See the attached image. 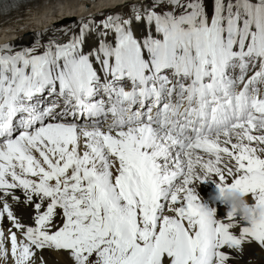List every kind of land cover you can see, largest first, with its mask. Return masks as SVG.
Segmentation results:
<instances>
[{"label":"snow or ice","instance_id":"6c2138e0","mask_svg":"<svg viewBox=\"0 0 264 264\" xmlns=\"http://www.w3.org/2000/svg\"><path fill=\"white\" fill-rule=\"evenodd\" d=\"M212 4L141 0L0 46V258L5 239L13 264L52 248L74 264H228L225 249L264 248V213L217 219L193 187L264 208V0Z\"/></svg>","mask_w":264,"mask_h":264},{"label":"bare ground","instance_id":"6f19581e","mask_svg":"<svg viewBox=\"0 0 264 264\" xmlns=\"http://www.w3.org/2000/svg\"><path fill=\"white\" fill-rule=\"evenodd\" d=\"M55 2L57 5H59V12L58 14L55 13V17H63L65 15H71L68 19H63L61 21L55 22L50 24L49 26L40 27L38 30H31V26L38 24V22H48V20H51L54 18L52 15H49V11L52 8V3H46L45 0H35L32 2H28L26 4H21L18 7L14 8L9 14L7 15H0V31L8 30L6 33H1L0 40L6 39L11 37L14 32H17L19 36L15 40H10L8 42H5L1 44L0 46H3L4 44L11 45L14 49H21L24 47H28L31 45V43H27L28 41H35L37 40L38 36L41 38V42L46 41L49 36H52L53 34L59 35L60 30L62 28L66 29L69 26L74 25L75 16H78L80 13H82L85 10H82V8L85 7L86 4L85 0H49L48 2ZM121 1V0H119ZM96 2H103L102 5H108L114 2V0H98ZM147 2H150V0H147ZM136 4H139L140 2H134ZM132 3L128 2L123 4H119L116 7L110 9L114 14H120L122 17L127 18L129 15L132 14L133 8ZM42 9V14H37V8ZM99 7V6H98ZM101 7V6H100ZM90 10V9H89ZM31 25V26H30ZM42 25V24H41ZM133 28L135 29V34L137 36H141L143 31V25H137L135 22L133 23ZM66 39V37H65ZM96 38L94 36H89L87 39V43L85 46L87 48L96 46ZM38 159H40L39 156H37L38 153H33ZM39 155V154H38ZM215 185V183L212 180H202V181H193V187L196 190V194L199 196V192L205 193L210 187ZM16 195L20 197V202L18 204L13 205V211L15 215L20 217L22 220L25 218H29L30 215L33 213V209L29 205H25L23 203V193L21 190H16ZM248 200L250 203H253L250 196H248ZM201 203H204L200 198ZM10 224L7 221L6 217L4 218L2 224H0V228L3 229L4 236L7 238L9 234ZM238 231V230H237ZM17 236L19 238V234L17 233ZM5 247L8 249L9 255L8 259L4 260L3 258H0V264H13V261L11 259L10 255V242L5 239L4 241ZM252 245V246H250ZM256 246V247H254ZM226 252H229L232 259L228 262V264H260V260L264 261V248L259 246L256 242L251 243H244L242 245L241 251L237 252L236 250H229L225 249ZM262 254V259L260 257H257L256 254ZM39 257H43L44 264H74V260L67 250H49L44 249L37 253V261H39Z\"/></svg>","mask_w":264,"mask_h":264},{"label":"clouds","instance_id":"9594fccd","mask_svg":"<svg viewBox=\"0 0 264 264\" xmlns=\"http://www.w3.org/2000/svg\"><path fill=\"white\" fill-rule=\"evenodd\" d=\"M217 199L225 206L227 212H232L244 222H250L254 217L259 218L264 213V208L250 203L248 195L239 188L225 187L223 192L217 189Z\"/></svg>","mask_w":264,"mask_h":264},{"label":"rangeland","instance_id":"374dc122","mask_svg":"<svg viewBox=\"0 0 264 264\" xmlns=\"http://www.w3.org/2000/svg\"><path fill=\"white\" fill-rule=\"evenodd\" d=\"M98 1V0H97ZM119 0H114V2L113 3H115V2H118ZM129 1H131V0H129ZM136 0H134V1H131L130 3H132V4H136V3H134ZM206 3H207V9H208V14L210 13V10H211V8H212V5L209 7V0H206ZM102 4H104L103 2H96L95 3V5H97V6H103ZM41 8V7H40ZM39 7L37 8V11H38V13L37 14H42L41 13V9H40ZM52 10H54V8L52 9ZM52 10H50V11H52ZM112 12V11H111ZM113 14V13H112ZM51 16V15H50ZM96 17H100V16H102V13H99V14H96L95 15ZM53 17H55V16H53ZM70 16L68 15V13H67V15H65V16H63V17H61V18H59V20H63V19H68ZM57 18V17H56ZM53 19H55V18H53ZM81 19H83V18H81V17H79V16H75V22H74V29L76 28V25H77V22H79V20H81ZM51 20H48V22H50ZM47 23V22H46ZM44 23H42V25H43ZM31 26V25H30ZM38 26H40V25H37V24H35V25H33V26H31L30 28H31V30H37V28H38ZM44 26H46V24L44 25ZM17 35V34H16ZM15 35V36H16ZM34 41V40H33ZM32 40L31 41H28L27 43L29 44V43H31V42H33ZM81 151H83V140L81 141ZM37 156H39L38 154H37ZM250 246H252V245H250ZM254 247H256V246H254ZM57 251V250H56ZM256 256L257 257H260L261 259H262V256H263V253L262 254H259V253H257L256 254ZM260 264H264V261H261L260 260Z\"/></svg>","mask_w":264,"mask_h":264}]
</instances>
